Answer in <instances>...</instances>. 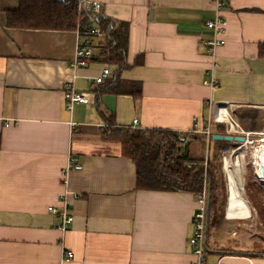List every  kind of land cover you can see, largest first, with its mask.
<instances>
[{
	"label": "crops",
	"instance_id": "0c3cea01",
	"mask_svg": "<svg viewBox=\"0 0 264 264\" xmlns=\"http://www.w3.org/2000/svg\"><path fill=\"white\" fill-rule=\"evenodd\" d=\"M20 1L0 0V264L195 260L190 239L200 191L179 183L140 187L136 160L122 142L130 130L187 136L180 147L204 165L208 206L211 194L219 203L209 218V262L264 264V255L249 254L255 248L219 244L214 234L223 206L215 157L233 141L213 139L264 132V0H226L219 34L206 23L214 0H78L73 29L10 26L7 12ZM86 27L101 33L85 37ZM215 38L224 43L211 49ZM83 40L92 55L74 66ZM106 67L109 76L97 83ZM70 86L90 92L92 101L68 108ZM71 158L81 165L68 170L79 197L63 231L49 207L62 205Z\"/></svg>",
	"mask_w": 264,
	"mask_h": 264
},
{
	"label": "trees",
	"instance_id": "16d2710c",
	"mask_svg": "<svg viewBox=\"0 0 264 264\" xmlns=\"http://www.w3.org/2000/svg\"><path fill=\"white\" fill-rule=\"evenodd\" d=\"M77 8L78 0H21L17 9L7 12L8 24L73 29L79 19ZM82 16L90 18L86 12H82ZM260 55L264 57V44L260 47ZM179 137L178 133L167 130H130L124 134V151L136 160L140 187L167 188L179 183L191 191L203 189L204 165H200L201 160L190 153L188 146L180 147ZM191 163L194 165L189 166ZM209 164L207 178L212 179L214 165ZM218 205L217 198L211 194L209 218ZM249 254L263 256L264 248Z\"/></svg>",
	"mask_w": 264,
	"mask_h": 264
},
{
	"label": "built area",
	"instance_id": "2783aa9c",
	"mask_svg": "<svg viewBox=\"0 0 264 264\" xmlns=\"http://www.w3.org/2000/svg\"><path fill=\"white\" fill-rule=\"evenodd\" d=\"M226 0H214L215 5V16L207 20V26L213 29L217 34L221 33L224 30L225 26V19L222 16L221 12L225 7ZM95 9H100L101 4L96 1L94 2ZM101 31L94 27H86L81 30V34L85 37H89L92 34H100ZM88 40L80 41L77 44L75 50V56L73 59V65H84L87 62V58L92 55V48L88 45ZM224 40L222 39H212L209 41V46L211 49L216 48L218 45L223 44ZM110 74V69L106 67L103 70V73L96 77L97 83H102L107 79ZM212 84L213 81H212ZM67 107L73 108L74 105L80 103H90L92 101V94L87 91H78L73 86L67 88L65 93ZM138 123V119H134V124ZM8 124V123H6ZM206 133L211 135L212 130L210 128L206 129ZM237 133V132H236ZM256 134H262L260 137L255 136ZM237 135H244L245 141L241 142L242 144H254L256 151L264 150V132H257V133H237ZM259 137V138H258ZM180 141L185 143L187 141L186 135L180 136ZM261 143L260 148L258 143ZM255 164V160L253 161ZM256 166V165H255ZM74 167L76 169L81 168L80 164L75 163V159L71 158L70 163L67 166V170L63 172L65 176V191L61 196L62 205L60 207L57 206H50L49 210L60 216L61 224L60 228L63 231H66L70 228L75 220V215L72 212L71 203L72 200L77 199L79 196L77 193H74L69 186V179H68V170ZM198 206L195 208L193 213V223H194V231L193 235L190 239V244L193 247V253L195 255V260L192 261L190 264H211L208 260V253H207V232H208V225H209V189L207 187V183L204 184L202 191L198 193L197 197ZM73 256V252L71 250L65 251V257L70 258Z\"/></svg>",
	"mask_w": 264,
	"mask_h": 264
},
{
	"label": "rangeland",
	"instance_id": "374dc122",
	"mask_svg": "<svg viewBox=\"0 0 264 264\" xmlns=\"http://www.w3.org/2000/svg\"><path fill=\"white\" fill-rule=\"evenodd\" d=\"M261 135L256 134L255 136L260 137ZM225 145H227L225 149L220 150L219 155L215 157L218 163L219 193L223 206L216 219L214 234L219 238V244H229L231 246L241 247L242 249L255 248L257 251L264 248V179L257 176L256 166L252 162L254 154L257 151L254 144L251 146L250 144L233 141ZM260 145L261 143L259 142L257 146L260 147ZM240 149L246 153V159H244L246 162L244 167L245 173L243 172L245 186L242 190L244 202L239 208V211L235 210V207L232 208L233 206H229L230 201L228 202L227 198L228 180L224 170L230 157L236 158L237 154H235V151ZM258 152L263 153L264 150ZM226 201L227 206L231 207V209L228 207L225 208Z\"/></svg>",
	"mask_w": 264,
	"mask_h": 264
},
{
	"label": "bare ground",
	"instance_id": "6f19581e",
	"mask_svg": "<svg viewBox=\"0 0 264 264\" xmlns=\"http://www.w3.org/2000/svg\"><path fill=\"white\" fill-rule=\"evenodd\" d=\"M223 112L225 113L226 111H223ZM235 154H237L236 158H232L231 156L227 162V165L225 167V172H226L225 175H227V180H228V193L230 197V204L233 207H238L244 202L242 190L244 189V186H245L243 172L245 173L244 167H245L246 161H244V159H246L245 158L246 153L244 150L240 149L238 151H235ZM254 158H255L254 160H255V165H256V174L258 177H262L264 179L263 171L261 168V165L264 163V152L255 153Z\"/></svg>",
	"mask_w": 264,
	"mask_h": 264
},
{
	"label": "water",
	"instance_id": "95a60500",
	"mask_svg": "<svg viewBox=\"0 0 264 264\" xmlns=\"http://www.w3.org/2000/svg\"><path fill=\"white\" fill-rule=\"evenodd\" d=\"M245 136L244 135H231V134H214L213 139H218V140H226V141H239L243 142L245 141ZM263 175H264V163L261 165Z\"/></svg>",
	"mask_w": 264,
	"mask_h": 264
}]
</instances>
